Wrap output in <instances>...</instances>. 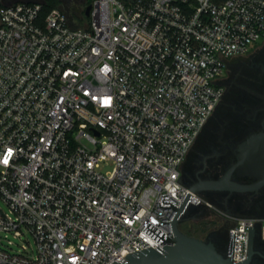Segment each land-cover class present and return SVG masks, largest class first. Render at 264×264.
<instances>
[{
	"label": "built area",
	"instance_id": "1",
	"mask_svg": "<svg viewBox=\"0 0 264 264\" xmlns=\"http://www.w3.org/2000/svg\"><path fill=\"white\" fill-rule=\"evenodd\" d=\"M88 5L85 24L41 1L0 6V264H114L172 244L143 229L173 238L176 207L159 201L181 204L227 65L264 38V0ZM194 207L216 208L194 191L180 220ZM258 221L237 219L226 257L236 231L234 261L248 258Z\"/></svg>",
	"mask_w": 264,
	"mask_h": 264
},
{
	"label": "flooded vegetation",
	"instance_id": "2",
	"mask_svg": "<svg viewBox=\"0 0 264 264\" xmlns=\"http://www.w3.org/2000/svg\"><path fill=\"white\" fill-rule=\"evenodd\" d=\"M223 79L221 130L217 131L216 138L212 136L211 144L198 145V148L192 146L191 154H188L182 165V172L185 173L183 180L189 185L201 186L197 191L211 200L215 207L223 210L226 216L259 219L255 226L254 253L250 264H264V236L261 233L264 221V183L257 185L260 180L258 175L238 176L237 171L231 172L239 162L256 159L255 162L260 164V152L257 149L264 142V38L248 54L233 58L227 65ZM252 137L258 139L251 142ZM226 177H229L228 181L244 187L233 189L228 182L223 189L203 187L207 182ZM212 235L224 238L221 234ZM217 247L225 255V248L222 250V247Z\"/></svg>",
	"mask_w": 264,
	"mask_h": 264
},
{
	"label": "water",
	"instance_id": "3",
	"mask_svg": "<svg viewBox=\"0 0 264 264\" xmlns=\"http://www.w3.org/2000/svg\"><path fill=\"white\" fill-rule=\"evenodd\" d=\"M86 2V0H77ZM91 5H88L85 9V14H90ZM258 137H252L251 142H255ZM260 152V164H257L256 159L247 160L246 163L239 162L232 169L237 171L238 176L249 174L251 176L258 175L259 182L257 185L264 183V142L259 145L257 149ZM229 177L207 182L203 187L213 189H223L226 182L232 186L233 189H241L244 186L236 182L228 181ZM249 188V187H247ZM201 189L199 185H191V188L186 193L181 204L178 206L172 201L167 194H163L160 199V206L162 207H176V213L172 220L163 221L171 222L173 238L169 239L168 235L162 230L156 227L154 224L149 222L143 229L161 244L163 241H169L172 244L165 245L163 248L157 246L156 248L150 246L141 251L136 250L128 254L126 259L121 258L115 261L114 264H250L253 250V241L255 237V228L251 229L250 232V247L249 256L245 261L235 262L234 261V250H235V238L236 231H234V243H233V254L232 259L226 257L217 245L212 241H207L199 237L191 236L183 232L180 228V216L184 211L191 195L194 191Z\"/></svg>",
	"mask_w": 264,
	"mask_h": 264
},
{
	"label": "rangeland",
	"instance_id": "4",
	"mask_svg": "<svg viewBox=\"0 0 264 264\" xmlns=\"http://www.w3.org/2000/svg\"><path fill=\"white\" fill-rule=\"evenodd\" d=\"M23 1H25V0H23ZM27 1H41L44 4H47L49 0H27ZM17 2H20V1H17ZM12 3H16V2H14L12 0H0V6L12 4ZM84 5H85V3L81 2V1L57 0L56 4L51 8V10L52 11L53 10H60L62 12L69 14V15H75V21L77 23L85 24L89 21V17L84 15V13L82 12ZM262 40H263V38L261 40H259L251 48V50L249 52H251L257 44L261 43ZM231 60H233V59H231ZM220 81L223 84L225 79L222 78ZM222 114H223V108L220 105L218 107V109L215 111L213 117L210 119L209 123H207L206 126L201 131L199 137L197 138L195 144L193 145L194 147L198 148V145H203V144L209 145V144H211L212 136L215 138L218 136L217 131L220 132V130H221L219 126H220V120H222ZM214 126H216L215 130H214ZM212 129H213V131H212ZM199 148H200V146H199ZM190 154H191V151L189 152V155ZM183 174H185V173L183 172ZM185 180L187 181L188 179H185ZM222 212H223V210H221L217 206H216V208H209V209H204L202 207L201 208H196V207L191 208L187 212L185 217L182 219V221L180 222V227L183 226L186 229H189L192 227L193 230L199 229L200 226L205 228L207 230V232H204L202 234V239L208 241L209 239L212 238L213 241H215V244L219 247H222L221 249L223 250L225 248L226 244L229 242V230L236 223V221L239 217H236L234 215L226 216L224 214V212L223 213ZM212 233L221 234L224 238L215 237L212 235ZM25 240L26 241H28V240L32 241L31 237H29V236L27 238H25Z\"/></svg>",
	"mask_w": 264,
	"mask_h": 264
},
{
	"label": "trees",
	"instance_id": "5",
	"mask_svg": "<svg viewBox=\"0 0 264 264\" xmlns=\"http://www.w3.org/2000/svg\"><path fill=\"white\" fill-rule=\"evenodd\" d=\"M56 2H57V0H49L48 3L45 4V11L44 12H46V13L49 12L51 10V8L56 4ZM82 12H83V10H82ZM180 228L183 232H185L191 236H195V237H199V238H202V234L204 232H207V230L201 226L199 227V229H195V230H193L192 227L189 229H186L185 227L181 226ZM208 241H212V240L209 239ZM213 242L215 243V241H213Z\"/></svg>",
	"mask_w": 264,
	"mask_h": 264
},
{
	"label": "snow or ice",
	"instance_id": "6",
	"mask_svg": "<svg viewBox=\"0 0 264 264\" xmlns=\"http://www.w3.org/2000/svg\"><path fill=\"white\" fill-rule=\"evenodd\" d=\"M106 103H107V101H106ZM4 162L7 163V160H5Z\"/></svg>",
	"mask_w": 264,
	"mask_h": 264
}]
</instances>
